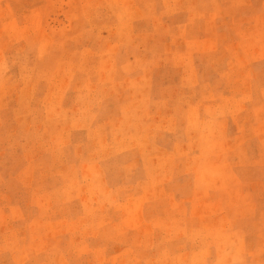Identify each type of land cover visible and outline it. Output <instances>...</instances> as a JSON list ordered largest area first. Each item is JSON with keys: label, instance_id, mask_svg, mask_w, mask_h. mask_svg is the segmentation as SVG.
Instances as JSON below:
<instances>
[{"label": "rangeland", "instance_id": "obj_1", "mask_svg": "<svg viewBox=\"0 0 264 264\" xmlns=\"http://www.w3.org/2000/svg\"><path fill=\"white\" fill-rule=\"evenodd\" d=\"M264 262V0H0V264Z\"/></svg>", "mask_w": 264, "mask_h": 264}, {"label": "crops", "instance_id": "obj_2", "mask_svg": "<svg viewBox=\"0 0 264 264\" xmlns=\"http://www.w3.org/2000/svg\"><path fill=\"white\" fill-rule=\"evenodd\" d=\"M260 264H264V262L260 263Z\"/></svg>", "mask_w": 264, "mask_h": 264}]
</instances>
